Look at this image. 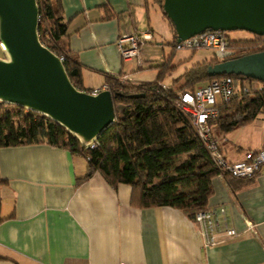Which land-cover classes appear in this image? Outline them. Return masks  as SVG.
I'll return each mask as SVG.
<instances>
[{
	"label": "crops",
	"instance_id": "1",
	"mask_svg": "<svg viewBox=\"0 0 264 264\" xmlns=\"http://www.w3.org/2000/svg\"><path fill=\"white\" fill-rule=\"evenodd\" d=\"M61 1L70 26L63 42L81 61L83 88L103 86L106 74L141 83L117 41L150 30L143 21L149 1ZM256 120L223 136L232 160L264 147V120ZM86 173V158L66 148L0 147V264H264V166L236 190L213 179L208 206L225 205L240 235L212 247L203 246L187 213L134 207L132 187H114L100 173L77 184Z\"/></svg>",
	"mask_w": 264,
	"mask_h": 264
},
{
	"label": "trees",
	"instance_id": "2",
	"mask_svg": "<svg viewBox=\"0 0 264 264\" xmlns=\"http://www.w3.org/2000/svg\"><path fill=\"white\" fill-rule=\"evenodd\" d=\"M37 1L41 41L59 57L65 58L63 63L72 83L91 92L92 89L83 88L82 64L78 55L63 42L70 26L64 21L62 1ZM154 3L170 24L175 46L177 32L174 22L164 11V0H154ZM231 42L237 50L232 58L264 50V35L251 33L250 37L231 39ZM172 57L173 54L158 66L159 75L155 82H121L117 76L106 74L114 104L122 105L124 111L120 114L116 110V122L100 135L97 147H86L78 137L47 115L6 102H0V147L46 143L66 148L73 154H82L87 160V173L78 179L77 184L100 173L114 187L121 183L130 185L134 207L169 206L193 218L198 210L209 205L214 194L213 179L221 171L213 163L188 117L174 104L177 91H194L199 84L225 75L235 80L257 79L236 74L209 76V65L220 62L213 57L192 65L169 87H163L160 84L163 76L176 67L171 62ZM218 109V115L210 122L223 136L253 123L261 114L264 120V83L251 92H239ZM184 154L187 157L171 169L169 161ZM224 177L233 190L252 178L228 173Z\"/></svg>",
	"mask_w": 264,
	"mask_h": 264
},
{
	"label": "water",
	"instance_id": "3",
	"mask_svg": "<svg viewBox=\"0 0 264 264\" xmlns=\"http://www.w3.org/2000/svg\"><path fill=\"white\" fill-rule=\"evenodd\" d=\"M163 6L178 41L209 29L264 35V0H164ZM0 45V102L49 116L84 145L116 122V110L123 113L110 90L92 94L72 83L61 58L40 39L37 0H0ZM208 74L264 83V50L209 65Z\"/></svg>",
	"mask_w": 264,
	"mask_h": 264
},
{
	"label": "built area",
	"instance_id": "4",
	"mask_svg": "<svg viewBox=\"0 0 264 264\" xmlns=\"http://www.w3.org/2000/svg\"><path fill=\"white\" fill-rule=\"evenodd\" d=\"M153 36L151 29L121 35L118 38L117 46L122 59L127 61L136 59L141 67L143 65V48L148 40L153 39ZM175 47L192 50L211 48L214 51V57L220 61L231 59L237 53V50L232 47L228 32L220 29H209L190 38L177 41ZM60 58L62 61L65 59L63 56ZM117 77L121 81H130L126 75ZM161 85L166 87L164 84ZM259 87H254L248 79H241V85L237 86L232 76L225 75L196 87L194 91L178 92V97L175 100L176 106L188 117L213 163L220 169L219 176L221 177H224L226 173L235 177H252L264 166V148L247 151L241 160L234 161L229 158L223 145V138L221 140L218 137L215 127L210 122L218 115L219 105L230 102L239 92H251ZM108 89L109 85L106 83L92 89L90 93L98 94L102 90ZM98 145L97 138L85 146L95 148ZM191 221L196 226L205 247L215 246L240 235V232L232 225L225 205L200 209L191 218ZM117 264L129 263L121 261Z\"/></svg>",
	"mask_w": 264,
	"mask_h": 264
},
{
	"label": "rangeland",
	"instance_id": "5",
	"mask_svg": "<svg viewBox=\"0 0 264 264\" xmlns=\"http://www.w3.org/2000/svg\"><path fill=\"white\" fill-rule=\"evenodd\" d=\"M148 1L150 3V13L149 11H147L146 6V9H143V21L145 23V27H149L153 31L154 36L153 39L147 41L143 48V65L140 67L139 63H137L138 60L136 59L135 62L132 63V74L134 75V79L142 81L141 83L155 82L159 75L158 66L166 62L169 56L173 54L171 62L173 65H176V67L167 72L162 79V82L172 84L173 81L179 78L187 68L191 67L192 65L198 62L210 60L214 57V51L211 48L207 47L197 50L187 48H176L173 44L174 34L169 22L163 17L161 10L154 3V0ZM227 32L232 40L247 38L251 36V33L245 30ZM4 54V50L0 45V57L4 56ZM248 81L249 83H252L254 87L261 86V82H259L258 80ZM127 82L134 83L132 81ZM235 82L237 86L241 85V79H236ZM203 84L205 83H201L198 86ZM178 92H180V90L177 91V94ZM174 104L176 105L175 101ZM262 117L263 114H261L258 119L260 120ZM259 120H256L255 124H259ZM235 130L231 133L232 135L237 136V130ZM216 134L222 140L223 135L219 134L217 130ZM185 157H187V154L171 159L169 161L170 168L174 169V165L179 163Z\"/></svg>",
	"mask_w": 264,
	"mask_h": 264
}]
</instances>
